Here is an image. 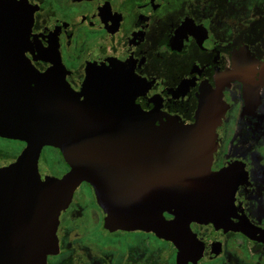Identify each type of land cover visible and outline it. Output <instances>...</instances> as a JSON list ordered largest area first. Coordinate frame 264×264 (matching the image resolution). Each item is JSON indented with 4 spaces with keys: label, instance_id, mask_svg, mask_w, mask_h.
I'll return each instance as SVG.
<instances>
[{
    "label": "flooded vegetation",
    "instance_id": "flooded-vegetation-1",
    "mask_svg": "<svg viewBox=\"0 0 264 264\" xmlns=\"http://www.w3.org/2000/svg\"><path fill=\"white\" fill-rule=\"evenodd\" d=\"M24 2L31 11L27 45L54 46L74 89L90 59L124 53L145 84L136 97L143 108L190 124L203 93L221 96L211 170L230 168L233 185L229 217L190 222L192 235L179 245L152 230L107 227L93 187L81 181L46 264H264V0ZM25 55L47 69V59ZM0 142V164L25 145ZM38 170L52 180L69 166L57 148L44 146Z\"/></svg>",
    "mask_w": 264,
    "mask_h": 264
},
{
    "label": "water",
    "instance_id": "water-1",
    "mask_svg": "<svg viewBox=\"0 0 264 264\" xmlns=\"http://www.w3.org/2000/svg\"><path fill=\"white\" fill-rule=\"evenodd\" d=\"M0 7V136L25 143L0 164V264H46L81 181L93 187L107 227L144 228L179 245L192 235L190 222L229 217L230 168L211 170L221 96L203 93L190 124L143 108L136 97L145 84L124 53L90 59L74 89L54 46L27 45L24 0ZM28 50L48 60L46 70L35 68ZM44 146L69 166L58 179L38 170Z\"/></svg>",
    "mask_w": 264,
    "mask_h": 264
},
{
    "label": "rangeland",
    "instance_id": "rangeland-1",
    "mask_svg": "<svg viewBox=\"0 0 264 264\" xmlns=\"http://www.w3.org/2000/svg\"><path fill=\"white\" fill-rule=\"evenodd\" d=\"M1 146H4V143L0 142V147H1Z\"/></svg>",
    "mask_w": 264,
    "mask_h": 264
}]
</instances>
